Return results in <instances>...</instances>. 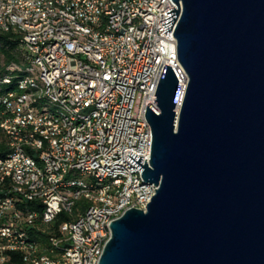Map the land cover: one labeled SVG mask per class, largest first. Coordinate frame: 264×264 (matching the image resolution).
<instances>
[{
    "label": "built area",
    "instance_id": "2783aa9c",
    "mask_svg": "<svg viewBox=\"0 0 264 264\" xmlns=\"http://www.w3.org/2000/svg\"><path fill=\"white\" fill-rule=\"evenodd\" d=\"M173 7V0H0V33L19 35L23 58L0 73V264L14 252L25 264H99L111 223L146 209L157 186L128 155L149 164L145 112L157 105L165 65L180 79L177 115L189 81L176 19L163 31ZM62 212L72 218L55 232L50 225ZM34 231L49 234L47 244Z\"/></svg>",
    "mask_w": 264,
    "mask_h": 264
},
{
    "label": "water",
    "instance_id": "95a60500",
    "mask_svg": "<svg viewBox=\"0 0 264 264\" xmlns=\"http://www.w3.org/2000/svg\"><path fill=\"white\" fill-rule=\"evenodd\" d=\"M189 81L165 65L154 102L146 209L111 223L99 264H264V0H173ZM146 160V159H145Z\"/></svg>",
    "mask_w": 264,
    "mask_h": 264
},
{
    "label": "trees",
    "instance_id": "16d2710c",
    "mask_svg": "<svg viewBox=\"0 0 264 264\" xmlns=\"http://www.w3.org/2000/svg\"><path fill=\"white\" fill-rule=\"evenodd\" d=\"M20 44V37L19 35L14 32H4L0 33V73L6 74L9 72L8 67L15 66V67H21L23 64V58L21 51L19 49ZM3 146L0 145V156L4 155ZM32 207H36V202L30 203ZM79 205V203H78ZM78 207V206H77ZM72 217L66 214L65 212L60 213L57 218L54 220V222L50 225V229H53L55 232L57 231L60 223L70 220ZM37 234H40V237L44 239V244L46 243V238L49 234L42 233L38 231H34ZM5 264H25L23 261L22 254L19 252H14L11 254L10 260L6 262Z\"/></svg>",
    "mask_w": 264,
    "mask_h": 264
}]
</instances>
